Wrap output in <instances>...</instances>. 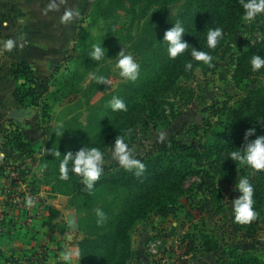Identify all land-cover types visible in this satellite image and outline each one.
<instances>
[{
  "label": "rangeland",
  "instance_id": "rangeland-1",
  "mask_svg": "<svg viewBox=\"0 0 264 264\" xmlns=\"http://www.w3.org/2000/svg\"><path fill=\"white\" fill-rule=\"evenodd\" d=\"M216 1L54 0L53 9L45 14L42 9L23 8L22 20L17 19L14 5L0 7V58L22 43L25 28L15 21H68L70 34L57 69L52 67L38 81L42 84L38 105L13 118L12 107H0V221L4 219L0 249L5 256L22 257L43 248L47 253L44 264H65L62 253L78 249L80 255L71 264H109L116 253V227L134 202L154 191L155 184L95 182L91 193L85 188L75 192V181L82 182V177L70 172L68 180L59 178L57 150L63 155L83 146L98 147L104 152L103 165H113L118 163L112 155L114 141L120 136L125 137L132 156L138 157L169 137L203 143L209 136L204 133L207 123L215 120L210 106L224 100L231 104L244 95L246 87L264 86V68L253 72L249 64L253 54L264 55V13L244 21L239 6L231 8L230 25L223 28L224 40L217 48L208 49L206 37L199 44L198 49L213 56L211 65L190 59L193 68L158 92L156 104L145 102L138 107V121L123 126L125 113L108 106L113 95L127 103L136 92L155 83L160 71L173 61L166 43L159 42L164 32L181 20L186 29L181 39L190 48L197 30L218 21ZM67 12L72 15L66 18ZM9 39L14 47L7 51L4 44ZM101 42L106 56L93 61L89 53ZM121 48L140 65L134 82L123 78L115 67ZM100 76L106 82L93 79ZM134 116L131 111L127 119ZM14 127L30 142L31 155L19 156L8 147L7 137ZM189 162L197 172L182 177V188L180 182L171 187L180 205L175 215L147 212L127 222L132 250L127 264H264V230L252 238L232 231L227 211L214 212L208 191L195 189L205 169L202 152ZM235 184L216 183L224 209L232 207L239 196ZM97 208L106 213L103 224L97 223Z\"/></svg>",
  "mask_w": 264,
  "mask_h": 264
},
{
  "label": "trees",
  "instance_id": "trees-1",
  "mask_svg": "<svg viewBox=\"0 0 264 264\" xmlns=\"http://www.w3.org/2000/svg\"><path fill=\"white\" fill-rule=\"evenodd\" d=\"M239 6L240 0L216 1L215 13L218 21L205 23L200 30L196 31L190 48L173 59L167 68L162 69L155 83L141 89L128 99L126 103L128 110L124 112L126 116L125 123H122L123 126L132 125L133 122L139 120L137 113H139L138 107L140 105H144L145 102L150 105L156 104L157 93L166 90L180 74L185 72L184 65L192 59L191 48H199V44L206 37L209 28L228 27L231 8ZM54 69L56 70L57 66ZM9 74L15 83L12 94L19 105L18 108L12 109L10 112L19 114L24 109L26 111L37 106L41 98L39 87L42 84L38 83V78L29 63L25 60L13 62ZM135 99L139 100V104H136ZM209 110L210 114L215 116V120L207 123V129L204 130V133H209V136L203 143H187L175 137H169L155 143L153 150L147 152L145 156H133L145 165L141 175H135L134 170L126 171L118 168L119 163L102 165L103 172L96 182L117 183L116 181L119 180L122 182L132 181L138 184L145 182L155 184L154 191L145 200L134 202L129 207L124 220L116 227V253L109 264H127L132 254L126 233L128 221L131 222L130 220L139 218L147 212H153L160 217L175 215L178 212L180 205L174 200L176 194L171 187L178 185L179 182L181 184L184 175L197 172L189 160L197 156L200 151L204 157L205 169L202 171L200 182L196 184L195 189L201 192L208 191L214 212L226 210L228 224L232 231L240 233L243 238H252L259 230H264V170L256 171L246 165H240L228 156L229 152L235 150L236 147H243L245 143L244 134L249 127H256V134L264 135V86L246 87L244 95L240 99L231 102V104L224 100L219 106H210ZM131 111L134 112L135 116L130 121L127 119V114ZM127 130L121 133H126ZM253 138L249 137V139ZM7 144L19 156H29L33 153L30 142L17 127L10 131ZM241 177H248L253 185V198L256 201L254 209L258 214L256 219L248 224L235 222L232 207L224 209L221 191L217 189L216 185L218 181L226 184L237 183ZM180 187L182 188V184ZM83 188L85 185L77 180L72 189L75 192H81ZM3 220L1 219L0 222L3 223ZM0 258L3 259L0 264L7 262L17 264L18 260L13 255L5 256L2 249H0Z\"/></svg>",
  "mask_w": 264,
  "mask_h": 264
},
{
  "label": "clouds",
  "instance_id": "clouds-1",
  "mask_svg": "<svg viewBox=\"0 0 264 264\" xmlns=\"http://www.w3.org/2000/svg\"><path fill=\"white\" fill-rule=\"evenodd\" d=\"M240 6L243 9L241 19L244 21L253 20L258 14L264 13V0H240ZM71 12L65 13V17H70ZM186 33V29L181 20L177 19L172 27L164 32L162 43L167 45V55L169 59H175L183 54L189 44L181 39L182 34ZM224 40V30L222 27L209 28L206 33V47L215 49ZM14 47L13 40L9 39L4 44V48L11 50ZM93 61L103 60L106 56V49L102 47V42L94 44L92 51L89 53ZM190 55L192 61L200 62L203 65H211L213 56L205 50L196 47L191 48ZM115 67L119 69L120 75L128 81H136L140 75V65L134 60L131 54H126L123 48L117 53L115 58ZM249 64L253 72H258L264 68V55L253 54L250 57ZM185 71L193 68L191 61L184 65ZM98 82H106L103 76L93 77ZM108 106L113 111L128 110L125 100L117 95H113L108 101ZM260 121V120H259ZM259 121H257L259 123ZM249 137H254L249 139ZM243 147H236L235 150L229 152L228 156L232 161H236L240 165H246L253 170H264V135L256 134V127H249L244 134ZM113 157L118 161L119 165L128 171H133L139 176L143 173L145 165L132 156V149L125 143V137L120 136L114 141ZM56 157L59 160V174L61 180H68L69 174L75 173L82 177L85 189L91 193L94 184L99 180L104 164V152L100 148L94 146H83L73 153L67 151L63 155L57 150ZM240 195L232 201V214L235 222L240 224H248L257 217L254 209L256 201L253 198L254 188L248 177H241L234 185ZM27 204H33V200L29 198ZM97 223L103 224L106 221V213L100 209H96ZM78 249H66L61 259L65 264H71L74 257L79 256Z\"/></svg>",
  "mask_w": 264,
  "mask_h": 264
},
{
  "label": "crops",
  "instance_id": "crops-1",
  "mask_svg": "<svg viewBox=\"0 0 264 264\" xmlns=\"http://www.w3.org/2000/svg\"><path fill=\"white\" fill-rule=\"evenodd\" d=\"M53 2L54 0H0V7L7 3L14 5L17 19L22 20L25 19L23 8L42 9L45 14L49 8L53 9L54 6H51ZM14 23L25 28L22 43H19V48L13 50L11 54L0 58V107L7 105L13 109L18 108L19 105L12 94L15 83L9 74L11 64L20 60L27 61L39 81L46 75V71L55 68L60 62L64 51L69 47L70 39L68 21H15ZM49 25H55L58 29L55 27L49 29Z\"/></svg>",
  "mask_w": 264,
  "mask_h": 264
},
{
  "label": "built area",
  "instance_id": "built-area-1",
  "mask_svg": "<svg viewBox=\"0 0 264 264\" xmlns=\"http://www.w3.org/2000/svg\"><path fill=\"white\" fill-rule=\"evenodd\" d=\"M17 257V256H16ZM47 257V253L43 248L40 250H35L30 253V255H25L22 257H17V264H44ZM6 264H14L11 262H7Z\"/></svg>",
  "mask_w": 264,
  "mask_h": 264
},
{
  "label": "water",
  "instance_id": "water-1",
  "mask_svg": "<svg viewBox=\"0 0 264 264\" xmlns=\"http://www.w3.org/2000/svg\"><path fill=\"white\" fill-rule=\"evenodd\" d=\"M10 115L11 116H14V115H17V114H15L14 112H10Z\"/></svg>",
  "mask_w": 264,
  "mask_h": 264
}]
</instances>
